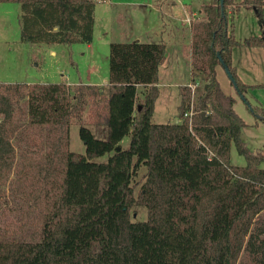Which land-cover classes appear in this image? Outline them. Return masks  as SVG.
<instances>
[{
	"label": "trees",
	"instance_id": "trees-1",
	"mask_svg": "<svg viewBox=\"0 0 264 264\" xmlns=\"http://www.w3.org/2000/svg\"><path fill=\"white\" fill-rule=\"evenodd\" d=\"M0 3L18 5L24 43L93 40L94 0ZM240 8L253 10L260 37L236 40ZM201 10L191 25V75L203 84L194 98L181 89L177 123L152 121L163 43H110L103 86L0 83V264H264V148L242 141L246 124L216 71L227 66L240 97L252 88L232 51L264 47V0H211ZM254 112L264 124V110ZM85 114L106 138L81 124L78 155L70 125ZM233 145L245 166L230 164ZM134 206L146 208V219L131 220Z\"/></svg>",
	"mask_w": 264,
	"mask_h": 264
},
{
	"label": "rangeland",
	"instance_id": "rangeland-1",
	"mask_svg": "<svg viewBox=\"0 0 264 264\" xmlns=\"http://www.w3.org/2000/svg\"><path fill=\"white\" fill-rule=\"evenodd\" d=\"M211 0H193L192 5L196 11L195 21L202 20V6ZM240 0H235L239 2ZM159 6H174L177 0H157ZM182 4L189 0H179ZM152 3V0H97L95 2V39L91 48L87 44L66 45H32L20 40V12L18 5L12 3H0V83H59L68 85L89 84L90 82L102 83L108 78L109 45L113 42H127L124 36L137 33L136 14L142 6ZM161 4V5H160ZM121 5V6H118ZM191 5V4H190ZM184 6L190 13L192 7ZM236 16V17H235ZM233 18L234 36L237 41L249 37H257L262 34V28L254 12L250 8H244ZM132 27V28H131ZM103 30L106 31L102 34ZM188 32V28L185 29ZM102 34V35H101ZM97 35V36H96ZM188 37V35H187ZM101 38V41H98ZM192 47V45H191ZM253 51V52H251ZM251 55L249 56V53ZM235 62L238 66V74L242 82L252 86L242 97L238 96L221 67H217V79L220 87L227 95L236 98L234 110L244 121L246 126L241 131V139L251 151L264 148V124L254 110H264V48L251 50L248 47L234 49ZM249 57L252 63L249 61ZM93 61V62H92ZM247 61H249L247 63ZM203 78L193 80L192 75L182 71L181 74L169 73L161 70L160 92L161 96L155 103V116L152 121L156 124H172L179 117L177 104L178 95L182 86L194 84L193 93H197L202 87ZM187 86V85H185ZM193 98L195 97L194 94ZM84 124L98 139H105L106 133L102 127L91 126L87 122L86 114L79 120H74L69 131V150L78 155H85L84 143L79 137V128ZM129 137L123 138L120 145L123 149L129 146ZM111 155V154H109ZM109 155L94 158L93 162H106ZM230 164L243 167L245 158L240 156L235 146L231 147ZM264 168V163L260 164ZM144 166L135 179L138 185L143 181ZM147 211L144 206H134L130 210L131 220H144Z\"/></svg>",
	"mask_w": 264,
	"mask_h": 264
},
{
	"label": "crops",
	"instance_id": "crops-1",
	"mask_svg": "<svg viewBox=\"0 0 264 264\" xmlns=\"http://www.w3.org/2000/svg\"><path fill=\"white\" fill-rule=\"evenodd\" d=\"M94 1L97 2V0H94ZM156 1L157 0H152V3H150L149 5L142 6V8L140 9L138 13V16L136 14L137 25L139 28L138 32L132 33L131 38H127V36L129 37L130 33H127L124 37L126 39H129L127 42L163 43L166 45V53L164 56V60H163V63L159 67L158 83H157V87L159 90L161 70H165L169 73L173 72L174 74H181L183 71L184 73L188 74V78L192 74L193 66H192V51H191L192 49L191 48V42H192L191 25L195 22L196 11L194 12L195 10L194 8L196 7L192 5L193 0H189V2L185 4L183 3L181 4L179 0H177L174 6H166L165 4L162 6H159V3ZM239 2H236V3H239ZM188 5L192 7V9L190 10V13H188V11L184 7ZM118 6H121V5H118ZM242 9L244 8H240L239 12ZM95 24H96V17H95ZM187 28L189 29L188 32L185 30ZM95 33L96 32H95V26H94V34H93L92 42L95 39ZM105 33L106 31L103 30L102 34H105ZM262 33H263V30H262ZM260 36H257V37H260ZM99 40L101 41V38H98V41ZM127 42H119V43H127ZM239 42H242V40H240ZM91 43L87 44L86 48H91ZM248 48H250L251 50H255V49H263L264 47H248ZM251 52L249 53V56L251 55ZM249 61L252 63L250 57H249ZM249 61H247V63ZM232 64L236 68L237 75L239 77L238 66L236 65V62H235L234 49L232 51ZM106 82H107V78H104V81L102 83L90 82L89 84H86V85L103 86L106 84ZM189 84L190 83L188 82L187 84H184L182 87H185V85H189ZM160 96H161V92L159 90V97ZM178 100L179 102L177 104V110H178V106L181 100V93H179L178 95ZM154 116H155V106H154L153 117ZM177 122H179V117L175 118L174 123H177Z\"/></svg>",
	"mask_w": 264,
	"mask_h": 264
},
{
	"label": "built area",
	"instance_id": "built-area-1",
	"mask_svg": "<svg viewBox=\"0 0 264 264\" xmlns=\"http://www.w3.org/2000/svg\"><path fill=\"white\" fill-rule=\"evenodd\" d=\"M103 1H107V0H103ZM187 87H189L191 89L192 94H194L193 91H194V88L196 87V85H194V84L190 85L189 84V85H187ZM193 114H194L193 105L191 104L189 110L186 113H184V118H188L189 120H191V117L193 116Z\"/></svg>",
	"mask_w": 264,
	"mask_h": 264
},
{
	"label": "water",
	"instance_id": "water-1",
	"mask_svg": "<svg viewBox=\"0 0 264 264\" xmlns=\"http://www.w3.org/2000/svg\"><path fill=\"white\" fill-rule=\"evenodd\" d=\"M220 5L222 6L223 5V0H220ZM222 69L224 70L225 74L227 75L229 81L232 82L233 85H235V81L233 80V77L231 76V74L229 73L228 71V68L227 66L222 62ZM242 97V96H241ZM242 100L245 101V99L242 97ZM260 118V117H259Z\"/></svg>",
	"mask_w": 264,
	"mask_h": 264
}]
</instances>
